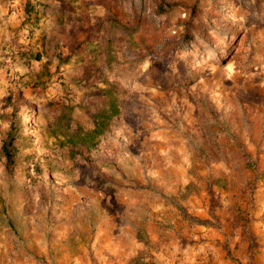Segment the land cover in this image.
<instances>
[{
	"label": "rangeland",
	"instance_id": "rangeland-1",
	"mask_svg": "<svg viewBox=\"0 0 264 264\" xmlns=\"http://www.w3.org/2000/svg\"><path fill=\"white\" fill-rule=\"evenodd\" d=\"M258 203L264 0H0V264L103 260L152 227L205 249L208 226L264 264Z\"/></svg>",
	"mask_w": 264,
	"mask_h": 264
},
{
	"label": "crops",
	"instance_id": "crops-1",
	"mask_svg": "<svg viewBox=\"0 0 264 264\" xmlns=\"http://www.w3.org/2000/svg\"><path fill=\"white\" fill-rule=\"evenodd\" d=\"M258 206L264 207L262 203H258L255 211L256 217L262 215L264 210ZM231 218L233 219V216ZM220 222H222L221 218ZM205 231L204 235L209 240L208 247L195 250L191 249L190 246H185V244L180 245L176 234L169 233L163 238L161 237L162 234L152 227L145 237L138 235V233L133 235L132 248L129 246L131 249L109 254L104 256L103 260L93 257V262L89 259L86 264H115L116 262L122 263L124 259L127 263L131 258H137L136 264H234L228 257V251H231L234 256L246 254L247 242L242 243L241 240L238 244V238H240L238 231L231 230V234L227 236L228 239H231L230 248L227 252L223 250L222 241L224 238L222 233L210 226L205 228ZM139 238L141 242L137 240ZM143 240H150L153 245L148 253L145 250Z\"/></svg>",
	"mask_w": 264,
	"mask_h": 264
},
{
	"label": "trees",
	"instance_id": "trees-1",
	"mask_svg": "<svg viewBox=\"0 0 264 264\" xmlns=\"http://www.w3.org/2000/svg\"><path fill=\"white\" fill-rule=\"evenodd\" d=\"M103 118L100 115L96 116V127L95 129L92 131V133H94L95 135H101L105 129V125L100 123V120H102ZM104 127V128H103ZM8 140H6L2 146V152L4 153V155L6 156V158L10 161L13 158V143H14V137L12 132H9L8 134Z\"/></svg>",
	"mask_w": 264,
	"mask_h": 264
}]
</instances>
